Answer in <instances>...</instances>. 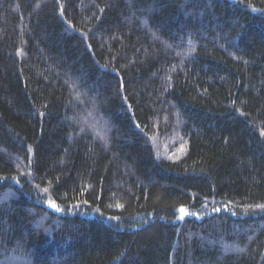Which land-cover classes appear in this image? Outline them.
<instances>
[{"label": "trees", "instance_id": "1", "mask_svg": "<svg viewBox=\"0 0 264 264\" xmlns=\"http://www.w3.org/2000/svg\"><path fill=\"white\" fill-rule=\"evenodd\" d=\"M0 264H264V0H0Z\"/></svg>", "mask_w": 264, "mask_h": 264}, {"label": "snow or ice", "instance_id": "2", "mask_svg": "<svg viewBox=\"0 0 264 264\" xmlns=\"http://www.w3.org/2000/svg\"><path fill=\"white\" fill-rule=\"evenodd\" d=\"M52 207H53V208H56L57 206H56L55 204H52Z\"/></svg>", "mask_w": 264, "mask_h": 264}]
</instances>
